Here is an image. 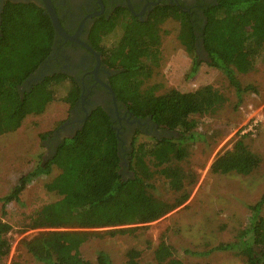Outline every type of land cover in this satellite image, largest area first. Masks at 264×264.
<instances>
[{
    "label": "trees",
    "instance_id": "obj_1",
    "mask_svg": "<svg viewBox=\"0 0 264 264\" xmlns=\"http://www.w3.org/2000/svg\"><path fill=\"white\" fill-rule=\"evenodd\" d=\"M204 17L191 15L177 6L155 7L144 21L126 8L111 20L101 18L93 26L90 39L104 61L117 72L111 85L117 98L139 118L150 117L167 131L160 139L132 143L129 169L122 177L119 141L108 113L101 107L91 111L70 137L63 138L51 156L41 159L20 176L3 203L18 200L27 183L41 174L58 170L44 184L59 198L48 202L29 216L26 229H38L21 243L43 264H88L80 247L92 237L132 233L146 228L184 204L190 195L187 172L178 164L189 155L197 139L196 116L211 114L221 107L226 96L211 84L181 91L169 88L157 92L159 85H144L159 66L161 25L167 19L178 21L177 39L193 57L187 76L198 69L195 43L200 42L209 66L220 70L241 98L251 84L242 85L238 73H248L256 63H264V0H212L202 6ZM163 32H165L163 30ZM195 32H198L197 36ZM116 36L109 45L108 36ZM56 37L46 10L33 2L6 1L0 11V135L18 129L29 114L44 111L50 101L60 99L72 106L79 98V87L69 76L56 73L34 83L29 90L21 84L50 55ZM62 89L63 95L58 94ZM238 135L231 146L219 153L210 170L220 174H250L260 163ZM163 177L173 191L172 199L154 195L152 180ZM264 193L252 204L248 225L236 239L213 249L231 250L246 264H264ZM8 225L0 222V261L10 250ZM209 251L203 252L208 253ZM124 264H143L140 252L129 250ZM154 264H184L175 257L173 247L161 240L153 250ZM97 264H112L99 251ZM3 264V263H0ZM207 264V263H196Z\"/></svg>",
    "mask_w": 264,
    "mask_h": 264
},
{
    "label": "rangeland",
    "instance_id": "obj_2",
    "mask_svg": "<svg viewBox=\"0 0 264 264\" xmlns=\"http://www.w3.org/2000/svg\"><path fill=\"white\" fill-rule=\"evenodd\" d=\"M178 21L167 19L161 25L160 63L144 85H159L157 92L169 88L181 91L211 84L226 96L225 103L211 114L196 116L197 139L190 145L189 155L178 162L187 172L190 195L181 206L132 233L92 237L80 247L81 256L88 264H97L99 251H104L112 264H124L129 250L140 252L143 264L156 263L153 250L164 240L174 249L175 257L184 264H246L243 257L231 250L213 249L220 243L236 239L250 220L249 204L264 193V63L258 61L255 69L238 73L242 85L251 84L256 91L248 90L239 98L225 75L209 66L205 53L197 54V72L188 77L193 57L177 39ZM163 30L165 32H163ZM116 36L104 41L109 45ZM63 95L62 89L58 90ZM69 116V106L60 99L50 101L44 111L25 117L21 126L0 135V198L11 192L20 176L31 171L47 156L53 132ZM258 120L255 132L244 136L249 149L260 156L259 165L248 175L220 174L210 170L214 158L238 138L239 129L246 122ZM63 134H69L64 132ZM151 132H137L136 142L148 141ZM49 139V140H48ZM58 170L41 174L30 182L18 200L3 203L0 199V222L8 225L9 254L3 264H43L23 246L21 240L30 238L38 229H26L29 216L59 196L47 191L44 184ZM124 176L127 174L124 173ZM155 196L170 200L174 193L165 178L152 180ZM264 215V206L262 208ZM209 251L208 253H203Z\"/></svg>",
    "mask_w": 264,
    "mask_h": 264
},
{
    "label": "flooded vegetation",
    "instance_id": "obj_3",
    "mask_svg": "<svg viewBox=\"0 0 264 264\" xmlns=\"http://www.w3.org/2000/svg\"><path fill=\"white\" fill-rule=\"evenodd\" d=\"M7 0H0V11ZM14 3L33 2L45 9L42 0H8ZM64 31L75 35L76 40L64 39L56 34L48 58L32 72L20 86V90H29L36 82L56 73L71 77L79 87V98L69 106V116L56 128L48 146L47 156L65 137L72 136L84 123L91 111L97 107L104 109L110 116L119 141L122 177L132 175L129 169V154L134 136L139 132H151V137L161 138L167 131L159 128L150 117L139 118L120 101L111 85V77L117 69L108 65L101 51L95 48L90 32L98 20H112L114 14L126 8L134 17L144 21L157 6L170 5L188 11L191 15L204 17L202 6L212 0H50ZM46 10V9H45ZM47 12V11H46ZM198 36L199 33L195 32ZM91 47V50L85 45ZM196 54L205 53L201 43H195ZM206 54V53H205ZM207 57V55H206ZM208 58V57H207ZM67 132L69 134H63ZM49 140V139H48ZM45 157V158H46ZM44 158V160H45ZM127 175L124 176L122 173Z\"/></svg>",
    "mask_w": 264,
    "mask_h": 264
},
{
    "label": "water",
    "instance_id": "obj_4",
    "mask_svg": "<svg viewBox=\"0 0 264 264\" xmlns=\"http://www.w3.org/2000/svg\"><path fill=\"white\" fill-rule=\"evenodd\" d=\"M42 2L44 4V6H45V9H46L50 19H51V23H52V26H53L56 34L61 35L64 39L76 40V36L75 35L74 36L73 35H69V34H67L64 31L62 25L60 24L58 16L55 13V10L53 8V5H52L51 1L50 0H42ZM84 45L91 50L90 46H88L85 43H84Z\"/></svg>",
    "mask_w": 264,
    "mask_h": 264
},
{
    "label": "built area",
    "instance_id": "obj_5",
    "mask_svg": "<svg viewBox=\"0 0 264 264\" xmlns=\"http://www.w3.org/2000/svg\"><path fill=\"white\" fill-rule=\"evenodd\" d=\"M257 121L258 120H251L250 122H246L244 125H242L239 129V134L244 135L248 134L250 132H255V128L257 126Z\"/></svg>",
    "mask_w": 264,
    "mask_h": 264
}]
</instances>
